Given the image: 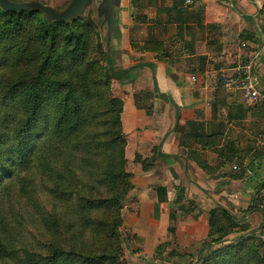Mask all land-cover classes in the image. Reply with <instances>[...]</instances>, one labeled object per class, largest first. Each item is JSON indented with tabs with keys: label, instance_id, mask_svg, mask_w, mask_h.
Masks as SVG:
<instances>
[{
	"label": "crops",
	"instance_id": "obj_1",
	"mask_svg": "<svg viewBox=\"0 0 264 264\" xmlns=\"http://www.w3.org/2000/svg\"><path fill=\"white\" fill-rule=\"evenodd\" d=\"M156 1H144L141 23L133 0L113 5L110 62L117 75L127 71L116 76L134 185L127 227L157 251L170 240L202 247L217 208L255 232L263 183L251 167L264 178V150L255 146L264 133V103L247 100L227 80L254 60L264 89V0ZM151 39L163 43L164 54L144 50ZM138 156L155 159L150 171Z\"/></svg>",
	"mask_w": 264,
	"mask_h": 264
},
{
	"label": "trees",
	"instance_id": "obj_2",
	"mask_svg": "<svg viewBox=\"0 0 264 264\" xmlns=\"http://www.w3.org/2000/svg\"><path fill=\"white\" fill-rule=\"evenodd\" d=\"M144 1L133 0V6L143 10ZM156 5L148 0V6ZM94 40L97 53L110 61L91 18L61 22L39 8L0 7V260L123 264L121 211L134 185L127 171L124 102L111 95V83L127 71L112 75L94 62ZM144 50L165 53L155 39ZM136 161L148 172L155 159ZM37 183L55 201L74 207L66 214L58 206L36 207L49 237L59 238L35 249L17 236L14 212L7 209L16 194L31 199ZM210 214L209 240L199 258L203 264H264L262 234L247 233L249 226H240L223 209Z\"/></svg>",
	"mask_w": 264,
	"mask_h": 264
},
{
	"label": "rangeland",
	"instance_id": "obj_3",
	"mask_svg": "<svg viewBox=\"0 0 264 264\" xmlns=\"http://www.w3.org/2000/svg\"><path fill=\"white\" fill-rule=\"evenodd\" d=\"M10 5H29V4H40L46 7H50L53 11L58 15H68L71 14V8L76 7L80 4L81 0H4ZM114 1V3L112 2ZM78 4V5H77ZM119 6L117 0H89L87 5L79 12L75 17H71L66 21H74L76 19H93L98 26V30L100 32V41H101V48L103 52L111 55V39H112V28L114 27V20H115V10L114 6ZM0 7L2 8L1 4ZM31 8H39L37 6H33ZM3 9V8H2ZM41 9V8H39ZM141 9V8H139ZM5 10V9H3ZM42 10V9H41ZM146 9L141 10H134V20L136 22L141 23L143 21V11L145 12ZM151 10V9H150ZM43 11V10H42ZM119 11V10H118ZM45 14L49 15L47 12L43 11ZM62 13V14H61ZM117 15V13H116ZM50 16V15H49ZM52 17V16H51ZM54 18V17H52ZM56 19V18H54ZM59 20V19H57ZM60 21V20H59ZM65 21V22H66ZM151 21H155L154 18ZM62 22V21H61ZM96 40H94L93 44L90 48L91 56L94 58L93 61H98L99 65L102 66L103 69L110 70L111 74H114L113 68L111 69V62L106 60V55L102 53H97L96 51ZM178 53H180L178 51ZM183 56V54H182ZM112 70V71H111ZM112 74V75H113ZM109 75V74H108ZM260 74L259 76L261 77ZM115 77L112 81L111 85V95L113 97H118L120 99V90L117 85L119 79ZM262 79V78H261ZM107 79L105 78V81ZM261 84V83H260ZM260 87V86H259ZM260 90L264 93V89L261 85ZM34 175V174H33ZM17 189V188H15ZM31 192V199H25L21 195L18 194L14 195V199H12L13 208H9L7 210L14 212L13 217V224L14 228H18L17 236H21L22 240H25L27 243L26 245L33 246L35 249L41 247L44 243H51L57 242L59 237H49L47 230H45L44 225L40 221V214L36 210V207L41 204L45 206L46 209L54 210L56 206H58L61 213H67L74 207L66 202L55 201L53 197H50L47 194L46 188L39 183H37V187H35V192ZM131 200V199H130ZM127 202V200L125 201ZM127 203L124 205V209L121 211L123 225L119 229L120 240L123 246V250L121 252V260L123 264H203V259H199L200 256L199 251L201 246L193 245L190 246L189 243L188 247L182 248L179 247L177 242L170 240L167 242L162 249L157 251L156 245L151 242L149 244L144 243L145 240L139 241L137 235L133 233V230L127 226V223L130 221V218L127 217L130 214L129 209L126 208ZM124 216V218H123ZM125 223V224H124ZM259 229V228H258ZM252 232L253 235H259V230ZM237 237V236H236ZM236 237H231V241H233ZM92 237L83 238L85 242L88 244H92L89 242ZM171 238V237H170ZM264 240V235L261 237ZM165 238L162 240L164 241ZM172 239V238H171ZM166 241V240H165ZM229 243H232V242ZM141 243H144L141 245ZM144 248V249H143ZM157 254V256H155ZM261 254L264 255V250L261 249ZM0 264H23L19 260H12V259H3L0 260Z\"/></svg>",
	"mask_w": 264,
	"mask_h": 264
},
{
	"label": "built area",
	"instance_id": "obj_4",
	"mask_svg": "<svg viewBox=\"0 0 264 264\" xmlns=\"http://www.w3.org/2000/svg\"><path fill=\"white\" fill-rule=\"evenodd\" d=\"M188 3H190V1H188ZM237 75L238 77L227 80L228 85L233 87L235 90H241L244 93L246 99L253 102L254 104L264 103V95L259 87V80L254 60L242 65L239 68ZM255 146L259 150H264V133L257 137ZM255 207L263 216L262 224L258 230L259 234L264 235V185L258 192Z\"/></svg>",
	"mask_w": 264,
	"mask_h": 264
},
{
	"label": "water",
	"instance_id": "obj_5",
	"mask_svg": "<svg viewBox=\"0 0 264 264\" xmlns=\"http://www.w3.org/2000/svg\"><path fill=\"white\" fill-rule=\"evenodd\" d=\"M89 0H81L80 4L76 7H72L71 8V14L68 15H58L56 14L53 9H51L50 7H46L40 4H27V5H10L7 2H5L4 0H0V4L2 6L3 9H5V11H21V10H25V9H30L33 6H37L39 8H41L43 11L47 12L50 16L59 19L62 22H65L67 19L71 18V17H75L79 12L82 11V9L87 5ZM251 171L253 173V177H255L257 180H260L263 185H264V178L262 177V175L256 171V167L252 166L251 167Z\"/></svg>",
	"mask_w": 264,
	"mask_h": 264
}]
</instances>
